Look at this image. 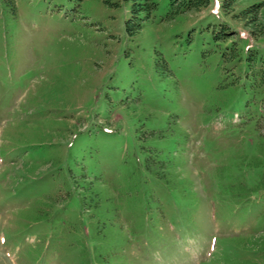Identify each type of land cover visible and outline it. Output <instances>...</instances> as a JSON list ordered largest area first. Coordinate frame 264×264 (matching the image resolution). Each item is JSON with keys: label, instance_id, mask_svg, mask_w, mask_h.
Here are the masks:
<instances>
[{"label": "rangeland", "instance_id": "374dc122", "mask_svg": "<svg viewBox=\"0 0 264 264\" xmlns=\"http://www.w3.org/2000/svg\"><path fill=\"white\" fill-rule=\"evenodd\" d=\"M169 2L131 36L129 2L0 0V264H264L242 243L264 235V0L163 20ZM97 190L124 240L105 252Z\"/></svg>", "mask_w": 264, "mask_h": 264}, {"label": "trees", "instance_id": "16d2710c", "mask_svg": "<svg viewBox=\"0 0 264 264\" xmlns=\"http://www.w3.org/2000/svg\"><path fill=\"white\" fill-rule=\"evenodd\" d=\"M109 7L117 8L123 2H129L130 5V16L126 20V30L129 35H136L147 21H151L155 18V13L159 6V0H103ZM239 0H227L223 3V7H232V4ZM211 0H170L169 10L167 14L163 17V20L174 19L177 15L181 13H186L189 11H199L205 7H208ZM259 6L253 5L244 9L241 13L250 16L253 22H256L255 13L258 11ZM241 14V15H242ZM254 14V15H253ZM224 27L226 25H223ZM160 151V150H159ZM161 152V151H160ZM170 154L172 152L170 151ZM146 167L148 171L153 174L155 178L163 182V184L170 190L177 191L178 194L183 199H191L189 192H192L194 188L193 182L183 176L182 172L178 169V162L175 157L168 155L166 159L160 160L157 156L151 157L146 160ZM264 168V165H262ZM255 183V181H254ZM253 183V184H254ZM258 187H264V173L256 181ZM246 183H240L235 190L240 196H244L247 192H250L254 188H249ZM95 196H93L94 201H87V197H83L84 208L89 212V225L91 236L94 240L95 249L101 248L104 252L107 250L105 247H110L111 242H123L121 238V226L115 224L114 220L118 216V207L114 205V201L111 195H105L103 191H95ZM242 198V197H241ZM119 239H117V237ZM245 246H256L260 249L261 255L264 257V235L259 238H246L243 240ZM106 249V250H105ZM250 264H258L256 262H251Z\"/></svg>", "mask_w": 264, "mask_h": 264}]
</instances>
